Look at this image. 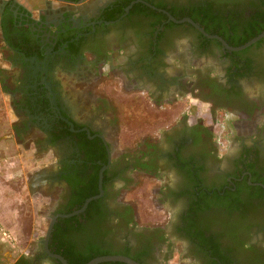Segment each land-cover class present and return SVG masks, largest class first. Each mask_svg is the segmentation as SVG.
<instances>
[{"label": "flooded vegetation", "instance_id": "flooded-vegetation-1", "mask_svg": "<svg viewBox=\"0 0 264 264\" xmlns=\"http://www.w3.org/2000/svg\"><path fill=\"white\" fill-rule=\"evenodd\" d=\"M14 1L0 12V50L8 65L0 70V92L16 120L11 123L15 139L28 140L55 159L33 174L56 191L55 199L48 196L49 225L57 218L54 229L81 225L88 235L97 227L101 246L128 250L143 264H215L220 258L223 264H264V205L249 196L253 188L264 190V42L232 51L168 16L191 19L207 33L200 18L207 22L211 15L231 26L250 18L259 0H44L35 5L38 12ZM113 81L119 92L141 93L159 109L194 96L207 117L198 119L201 109L195 104L194 116L164 136L166 147L148 140L131 155H116L111 139L119 108L104 92L106 82ZM218 113L235 132L224 140L225 148L211 126ZM97 167L99 192L104 170L99 207L89 218L87 210L61 217L79 207L77 185L89 187ZM161 174L167 181L159 200L172 211L166 225L148 227L121 191L136 186L140 176L159 179ZM203 192L248 206L212 207L201 215L196 229L213 240L219 256L213 261L183 231ZM74 217L79 218L68 221ZM53 232L48 246L46 232L12 264L58 263L51 256L59 255ZM1 242L0 264H9L3 255L6 242ZM177 242L184 248L178 250Z\"/></svg>", "mask_w": 264, "mask_h": 264}, {"label": "rangeland", "instance_id": "rangeland-1", "mask_svg": "<svg viewBox=\"0 0 264 264\" xmlns=\"http://www.w3.org/2000/svg\"><path fill=\"white\" fill-rule=\"evenodd\" d=\"M106 83L104 92L117 100L119 108V115H117L118 122L115 123L111 139L116 155L122 153L131 155L140 150L144 142L148 140H150V142H157L161 146L166 147L163 143L164 136L169 130L177 127L181 121L194 116L192 111L196 109L195 104L198 105L197 110L201 109V111L198 112V119L204 121L201 117H207L205 105H202L194 96L187 94L183 98L163 104L162 108L159 109L152 104L150 98H145L141 93L126 95L124 94L125 91L122 93L119 92L121 90L117 88V85H119L118 82L113 81L112 83ZM4 102L2 99L0 100V123H9V121H6L9 119V116L6 113L8 109H6ZM215 122L211 124V126L215 128L218 133L219 145L222 146L221 148H225L227 143L224 140L229 136H233L235 132L232 134L229 130L227 126L228 121L224 119L222 113H218L217 122ZM10 129L11 128H9L7 133H5L6 131H4V133L3 131L0 132V146L8 145V143L10 145V142L7 141H14L15 137ZM6 134L9 136V140L4 138ZM24 143V148L18 150V152H26V148L29 150L32 148L34 149V147L28 143V140ZM15 148L16 147H14V150ZM35 153L36 157L33 155L32 161L30 160L31 157H23L21 159L22 161L17 158L16 163H21H18L15 167H11V163L7 161L8 158H6L4 153H2V158L0 160V189H3L6 185L10 190L16 191L21 189L19 186H24L23 190L26 194L24 195L22 203L17 201H8L6 203L10 211H15L17 215L19 214V219L15 221L14 219H8L7 223L0 219V243H2V240L6 242L4 248L7 251L6 253L4 252L5 255L4 253L3 255L8 259L7 262L9 264H12L14 257L28 253L30 249L35 248L37 246L36 239L38 237L43 238L49 226L47 214L50 207L48 205L50 203L49 198L55 199V197L52 196L56 192L53 189L54 187L49 190L48 188L42 190V187H40L42 185H40V183L43 180H47L39 178V183L35 185V188L37 186L36 190H38H35L37 192L36 196L33 193H27L26 185L28 183L27 177L32 171L34 174L35 171L43 165L50 168L55 159L53 160V157L46 158V153H39L37 151H35ZM24 156L27 155L24 154ZM46 170L48 172V169ZM8 174L21 179L17 180L15 184L14 182L8 183L4 179V176ZM166 181L167 176L164 174H161L159 179L140 176L139 183L136 186L127 189L124 188L121 191L125 201L133 205L137 210L138 217L143 225L155 227L167 224L172 207L168 208L159 200L160 190H163L162 188ZM46 192H48V195ZM9 194L11 195V193ZM4 233L7 235L4 236ZM176 244L178 250L184 248L182 242H177Z\"/></svg>", "mask_w": 264, "mask_h": 264}, {"label": "trees", "instance_id": "trees-1", "mask_svg": "<svg viewBox=\"0 0 264 264\" xmlns=\"http://www.w3.org/2000/svg\"><path fill=\"white\" fill-rule=\"evenodd\" d=\"M136 6V7H140ZM252 16L250 18H245L240 21V23L232 24L227 26L220 21L216 20V17L207 15L206 21L208 23L212 22L214 25L207 26V22L200 18L201 26L206 29L209 34H216L218 36L227 39L228 42L235 47L243 46L252 39L256 38L264 32V0H259V3L253 4L252 6ZM141 8V7H140ZM176 19L181 20V17L175 16ZM197 19L195 18V22ZM171 26H176L171 24ZM264 42V39L259 41L257 44L253 45L248 49L251 50L254 47L260 46ZM98 167L97 173L93 175V180L88 186L77 185L78 194L76 196L77 203L79 204V209L82 208L87 199L99 195L98 190ZM255 192H250L249 196L251 199H256L264 205V190L260 188H253ZM101 200H96L90 203L85 214L90 217L91 211L99 207ZM226 199L224 197L212 198L207 193L203 192L199 196L198 202L192 207V220L189 222L188 226H185L184 232L186 236L198 247L202 253H204L211 261L212 258H218V254L212 249L210 245V240H208L206 232L196 229L197 226L201 225L200 218L204 211L211 209L212 207H242L247 208L246 203L238 202ZM251 205V204H250ZM77 208V209H78ZM77 209H71L66 214L72 213ZM79 217H74L71 220H77ZM90 230V235L85 234V230L81 225H71V227L63 231L64 228L61 224L55 226L52 241L56 246L57 254L61 255L69 264H87L91 260L101 257V256H112V255H122L132 258L133 260L143 264L140 256L131 257L128 250H122L121 252H116L111 246L103 247L100 245L99 238L101 233L97 227H92ZM212 243V242H211ZM213 244V243H212ZM220 263H222L220 258ZM219 261H214L215 264H219ZM56 264H60L59 262ZM103 264H123V263H103ZM223 264V263H222Z\"/></svg>", "mask_w": 264, "mask_h": 264}, {"label": "crops", "instance_id": "crops-1", "mask_svg": "<svg viewBox=\"0 0 264 264\" xmlns=\"http://www.w3.org/2000/svg\"><path fill=\"white\" fill-rule=\"evenodd\" d=\"M8 1L9 0H0V12H1V6ZM10 1H12V0H10ZM45 1H47V0H45ZM14 2L16 4H18L19 7L28 8V9L32 8V10H33V8H37L35 6L36 4L43 5L44 0H15ZM35 11L38 12L39 11L38 8ZM0 33H1V30H0ZM0 47H1V42H0ZM2 58H3L2 51L0 50V70L8 68V65L5 64V62L3 61ZM1 79L2 78L0 77V81H1ZM0 90H1V88H0ZM5 98L6 97L4 95H2V93L0 92V100L1 99L3 100ZM6 113L9 116V119L6 121H9V123L8 122L0 123V132L3 131V133H4V131H6L5 133H7L9 131V128H11V125H12L11 123L16 121L10 110H7ZM10 130H12V129H10ZM4 138L9 140V136H7V134H6V137H4ZM2 139H3V137H2ZM7 142H10V145L8 143V145L6 144L5 146H3V145L0 146V160L2 158L1 157L2 153H4L6 158H8L7 161L9 163H11V167H15L18 163H21V162L16 163L17 158H19V160H21L23 157H25V158L31 157L30 160L32 161L33 155L36 157V153H35L36 150L33 148L31 150L26 148V152H23V151L18 152V150H21L22 148H24V146H23V143H20L17 139H14V141L10 140ZM14 147H16L15 150H14ZM24 154H26L27 156H24ZM4 179L8 183L14 182V184H15V182L21 178H17V177L15 178L14 176L8 174V175L4 176ZM37 179H38L37 175H33V171H32L31 174L27 177V180H28V183L26 185L27 186V188H26L27 193H30V194L33 193L37 196L36 191H38V190L35 189V185L39 183V181ZM33 181H34V183H33ZM47 184H48V182L43 180L40 183V185H42V186H40V187H42L41 189L44 190L45 188H48ZM21 185H22V183H21ZM19 187H21V189L16 190V191L10 190L6 185L3 189H0V219L4 220L6 223L8 222V219L9 220L14 219V221H15V220L19 219V217H20L19 214L17 215V213H15V211H10L7 207L8 204H6L8 201L9 202L17 201L19 203H22L24 195H26V194L24 193V190H23L24 186H19ZM9 193H11V195Z\"/></svg>", "mask_w": 264, "mask_h": 264}, {"label": "water", "instance_id": "water-1", "mask_svg": "<svg viewBox=\"0 0 264 264\" xmlns=\"http://www.w3.org/2000/svg\"><path fill=\"white\" fill-rule=\"evenodd\" d=\"M131 7L132 6H130L127 9V12H129V10L131 9ZM160 11L168 14L167 12H165L163 10H160ZM168 16H169V19L171 21L175 22L176 24H181V23H184V22L190 23L197 30H199L201 33H203L205 36H207L209 38H214V39L220 40L227 48H229L232 51H236V52L237 51H243V50H245V49H247V48L255 45L256 43H258L262 39H264V32H263L262 34H260L256 38H254L251 41H249L248 43L244 44L243 46L236 47V48H231V47H228L220 37L208 35L204 31V29H202L198 24L194 23L191 19H185V20H180L179 21V20H176L174 17H172L169 14H168ZM103 171L104 170H102V172L100 174V194L97 195V196H94V197H91V198L87 199L81 209H79V210H77V211H75V212H73V213H71L69 215H61V217H63V218H70V217H73V216H76V215H80V214L84 213L88 209L90 203H92L93 201L99 200L102 197V195L104 194V191H103V188H102L103 178H104ZM56 220H57V218H53L51 224L49 225V228H48V231H47V234H46V240H45L46 246H48V244H49V241H50V238L52 236V232H53V229H54V225L56 223ZM51 256L54 257L55 259H57L61 264H69L67 262V260H65L60 255H51ZM103 263L140 264L139 262L133 260L132 258L127 257V256H122V255H112V256H101V257H97V258L91 260L90 262H88L87 264H103Z\"/></svg>", "mask_w": 264, "mask_h": 264}, {"label": "built area", "instance_id": "built-area-1", "mask_svg": "<svg viewBox=\"0 0 264 264\" xmlns=\"http://www.w3.org/2000/svg\"><path fill=\"white\" fill-rule=\"evenodd\" d=\"M7 234L6 233H4V236H6Z\"/></svg>", "mask_w": 264, "mask_h": 264}]
</instances>
